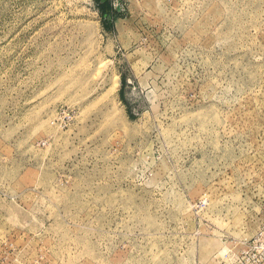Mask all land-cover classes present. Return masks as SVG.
<instances>
[{"label": "rangeland", "instance_id": "374dc122", "mask_svg": "<svg viewBox=\"0 0 264 264\" xmlns=\"http://www.w3.org/2000/svg\"><path fill=\"white\" fill-rule=\"evenodd\" d=\"M264 228V0H0V264H238Z\"/></svg>", "mask_w": 264, "mask_h": 264}, {"label": "built area", "instance_id": "2783aa9c", "mask_svg": "<svg viewBox=\"0 0 264 264\" xmlns=\"http://www.w3.org/2000/svg\"><path fill=\"white\" fill-rule=\"evenodd\" d=\"M238 264H264V228L246 244Z\"/></svg>", "mask_w": 264, "mask_h": 264}]
</instances>
